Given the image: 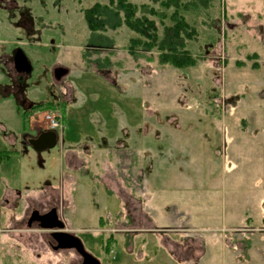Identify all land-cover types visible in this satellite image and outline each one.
<instances>
[{
	"label": "rangeland",
	"instance_id": "1",
	"mask_svg": "<svg viewBox=\"0 0 264 264\" xmlns=\"http://www.w3.org/2000/svg\"><path fill=\"white\" fill-rule=\"evenodd\" d=\"M108 1L0 0V146L20 152L0 180V264H81L28 224L52 208L100 264H264V0L165 11L194 31L183 42L194 67L160 65L155 50L133 58L121 26L105 33L108 49L86 52L87 69L82 10ZM17 49L28 73L14 69ZM47 102L28 129L53 116L56 142L34 151L21 111Z\"/></svg>",
	"mask_w": 264,
	"mask_h": 264
},
{
	"label": "trees",
	"instance_id": "2",
	"mask_svg": "<svg viewBox=\"0 0 264 264\" xmlns=\"http://www.w3.org/2000/svg\"><path fill=\"white\" fill-rule=\"evenodd\" d=\"M171 6L177 7L178 1L160 0L158 9L145 3L135 4L128 0H109L106 4L95 3L84 8L82 10L83 19L89 32V45L81 53L85 68H92L90 64L92 61L86 52H89L90 48L108 49L113 45V39L106 36L105 33L121 26H125L134 34L128 47V52L133 58L137 57L139 52L155 50L157 62L160 65H169L174 69L194 67L199 61V57L193 56L183 45L184 39L190 38L194 31L190 29L185 18L178 13L177 9L173 10L168 17L166 16L165 11ZM154 17L158 18L160 24H163L166 17L170 21V25H162L161 35L158 33ZM93 63L98 62L93 61ZM104 65L106 66V63ZM104 65L94 64L93 66L101 68ZM53 106L52 103L47 102L32 104L29 109L24 108L21 111L22 131L28 129L29 117L32 113L53 109L55 108ZM58 108L64 112L65 104ZM14 152L16 151H0V156L7 157Z\"/></svg>",
	"mask_w": 264,
	"mask_h": 264
},
{
	"label": "water",
	"instance_id": "3",
	"mask_svg": "<svg viewBox=\"0 0 264 264\" xmlns=\"http://www.w3.org/2000/svg\"><path fill=\"white\" fill-rule=\"evenodd\" d=\"M13 65L14 69L19 73H28L30 71L29 61L21 49L15 51ZM63 72H65L63 69L58 68L55 72L56 77L59 78ZM55 142L56 133L54 131L43 132L36 138L29 140L30 145L35 150L52 147ZM32 220H37L40 228L51 230V236L57 241L59 247L74 249L82 258L81 264H100L96 258L84 249L83 244L78 237L62 230L63 223L59 219L55 208H52L43 214L35 212L32 215Z\"/></svg>",
	"mask_w": 264,
	"mask_h": 264
},
{
	"label": "crops",
	"instance_id": "4",
	"mask_svg": "<svg viewBox=\"0 0 264 264\" xmlns=\"http://www.w3.org/2000/svg\"><path fill=\"white\" fill-rule=\"evenodd\" d=\"M4 126L0 123V131H4ZM32 130H34V132L36 133V136L34 137V138H36L38 135H40L43 131H42V129L41 130H39V129H37L36 127L35 128H33V129H28V130H25V131H21L20 133H21V136H23V138H24V140L26 139L27 141H28V145L29 146H31L30 145V143H29V140H31L28 136H29V134L30 133H33V132H31ZM33 138V139H34ZM9 143H11V144H13V137H10L9 138ZM32 147V146H31ZM42 149H45V148H42ZM6 149H1V146H0V151H5ZM10 150H14V151H16V152H14L13 154H11V155H9V156H7V157H2V156H0V180L6 175V173L4 172V168H5V166H6V164H8L9 162H10V160H11V158L14 156V157H19L20 156V152H18L19 150H17V149H10ZM39 150H41V149H39ZM34 151H37V150H35L34 149ZM16 177H14V179H15ZM17 190L16 189H14V188H11V189H9V188H7L6 189V191H5V194L7 195V196H9L10 194L9 193H11L12 192V194L13 193H15ZM5 204L6 205H8V203H7V201L5 202ZM9 206V205H8Z\"/></svg>",
	"mask_w": 264,
	"mask_h": 264
},
{
	"label": "flooded vegetation",
	"instance_id": "5",
	"mask_svg": "<svg viewBox=\"0 0 264 264\" xmlns=\"http://www.w3.org/2000/svg\"><path fill=\"white\" fill-rule=\"evenodd\" d=\"M14 66V65H13ZM23 73V72H20V74ZM53 129H50V128H46L45 130H43V132H46V131H52ZM42 132V133H43ZM37 212L38 214H43V213H40L39 211L37 210H33L30 215H29V218H28V224L31 225V224H34V223H37L39 225V222L37 220H32V215ZM48 212V211H46ZM45 213V212H44ZM50 236H51V233H50ZM52 240L54 241V244L51 245L52 249H60L61 247L58 246V243L57 241L51 236ZM69 249V248H68Z\"/></svg>",
	"mask_w": 264,
	"mask_h": 264
},
{
	"label": "built area",
	"instance_id": "6",
	"mask_svg": "<svg viewBox=\"0 0 264 264\" xmlns=\"http://www.w3.org/2000/svg\"><path fill=\"white\" fill-rule=\"evenodd\" d=\"M46 119L49 120V125L51 129H56L57 127H59V121H57L56 118H54L53 116L48 115Z\"/></svg>",
	"mask_w": 264,
	"mask_h": 264
}]
</instances>
